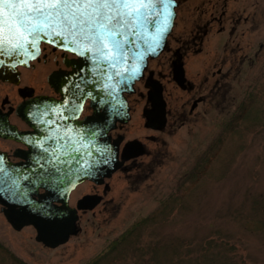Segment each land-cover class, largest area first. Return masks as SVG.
Masks as SVG:
<instances>
[{"label": "rangeland", "instance_id": "1", "mask_svg": "<svg viewBox=\"0 0 264 264\" xmlns=\"http://www.w3.org/2000/svg\"><path fill=\"white\" fill-rule=\"evenodd\" d=\"M175 1L167 48L147 60V70L163 87V129L142 127L134 106L125 136L140 139L146 152L107 180L102 202L79 213V231L67 241L43 245L32 227L15 229L0 212V245L23 264H83L144 217L134 237L103 264H264V64L263 74L248 81L264 63V22H252L251 29L249 22L241 23L234 35L216 33L210 23L203 35L217 0ZM258 8L247 5L246 13H259ZM238 40L252 45L251 51L258 42L263 49L251 53V67L243 63L233 81L213 91V65L222 47ZM184 41L192 43L182 58L191 91L175 85L170 74V51ZM135 89L132 101L145 94L141 82ZM22 263L0 249V264Z\"/></svg>", "mask_w": 264, "mask_h": 264}, {"label": "flooded vegetation", "instance_id": "2", "mask_svg": "<svg viewBox=\"0 0 264 264\" xmlns=\"http://www.w3.org/2000/svg\"><path fill=\"white\" fill-rule=\"evenodd\" d=\"M246 1L217 0L213 4V12L208 14L203 24V35L210 23L214 24L216 33L227 31L234 35L241 23L249 22L251 29L252 22H264V0H251L250 3ZM247 5H258L259 13L255 9L252 13H246ZM182 44L185 45L170 51L172 80L175 65L180 63L183 69L184 51L191 48L192 43L184 41ZM251 46L247 41L240 45L238 40L231 47H222L223 55L217 57L216 65H213L214 69L210 72V88L213 91L217 92L222 82L233 81L241 72L243 63L251 67L254 62L251 53L261 52L263 49L260 42L254 45L252 51ZM166 48L167 39L163 50ZM199 49L200 47L197 50ZM75 59L70 52L41 42L33 60L0 73V164L9 171L7 181L10 178L20 180V185L28 189L33 201L40 203L44 197H51L49 204L54 210L74 214L75 227L79 231V213L87 210L78 209L77 201L83 196L97 199L91 210L95 208L109 190L107 180L116 172L129 170L138 157V150H142L143 154L146 152L140 139L125 136L124 127L132 119L134 106L138 107L142 120L143 126H140L152 131L163 129L167 110L161 79L154 77L152 70H147L148 62L142 77L133 83L132 91L122 92L120 106L111 108L108 104L97 103V100H92L91 94L85 93L82 79L77 77L81 72ZM260 64L259 73L248 81H256L263 74L264 63ZM183 78L180 85L175 80L173 82L181 89L191 91L193 85L185 78L184 69ZM202 81H207V78L202 77ZM140 82L145 88V94L135 95L139 98L132 101L130 97L134 95L135 85ZM154 87L160 88L162 106L158 105L153 94ZM203 99L202 95L197 97V103ZM124 101L127 107L126 120L119 118ZM138 101L142 103L138 104ZM160 108H163V119L159 126ZM92 148L99 152L98 158L91 157ZM108 156H111L113 165L110 169L104 165ZM45 164L53 165L52 173L43 171ZM65 165L69 166L68 172L73 166H81L79 173L88 174L77 179L72 186H69V182H58L65 180L67 176ZM73 172L75 171L71 175H74ZM70 179L71 177L67 180ZM80 187H88V190L80 192ZM93 200H89V203ZM2 208L8 210V216L14 224L22 219L20 215L23 207L0 204V212L4 216ZM6 221L11 225L7 219ZM25 226L34 229L28 223L18 229Z\"/></svg>", "mask_w": 264, "mask_h": 264}, {"label": "water", "instance_id": "3", "mask_svg": "<svg viewBox=\"0 0 264 264\" xmlns=\"http://www.w3.org/2000/svg\"><path fill=\"white\" fill-rule=\"evenodd\" d=\"M176 4L175 0H171L168 10L171 11L172 17L169 20L167 29L162 35H160L158 45L154 44L152 35L155 33V28L157 26H162V24L148 26L147 35L140 40V46L136 49V52L143 53L142 60L130 58L127 63L121 61L116 69H112L106 64L101 63L94 51H88L87 49L89 46H86L81 42L73 43L71 37L66 35L56 36L54 34L37 33V43L34 46L32 44H26L25 47L14 51L10 49V45H5L3 47V50L0 51V73L13 70V68L19 65H26L29 61L35 58L39 51L40 43L44 42L55 48L68 51L76 57L75 61L80 66L79 70L81 72L77 77L82 79V87L85 90V93L92 95V100L95 99L97 100V103L108 104L111 108L116 105L120 106L122 92L128 93L132 91L133 83L139 80L143 75L147 60L149 58L157 57L164 49L167 36L174 23V9ZM163 18V15H161L159 19L163 21ZM151 47H154L155 51H151ZM137 64L139 66L138 71L133 73L131 69L136 67ZM124 69H127V71ZM118 70L121 72L120 75L115 74ZM109 76H111V79H109ZM173 77L179 85L181 81H184L183 70L180 63L175 65L173 69ZM153 94L156 97L158 105L162 106L163 101L160 97V88L154 87ZM159 110L161 115L159 117L160 126L163 119V108H160ZM119 116L120 119L123 118V120H126L127 107L125 101L123 102L122 114ZM141 152L142 150H138L136 154ZM98 154L99 152L96 149H91V157H93V159L95 157L98 158ZM104 165L109 169L112 168L111 156H108L107 163ZM65 167L67 169V176L64 178L65 180H58V182H69V186L74 185L77 179L88 174L79 173V170H82L81 166H73L72 170L69 172V166L65 165ZM53 168L52 164L43 165V171L45 173H52ZM0 169L3 170V182L0 183V204L9 207H23L22 214L20 215L22 219L16 224H14V222H12L13 220L8 216V210H5L4 208L1 209L12 227L18 229L23 224H31L35 230V239L47 246H54L65 242L68 235H74L78 231L74 223V214L54 210L49 204L51 197H44L43 201L40 203L33 201L29 196L28 189L20 185V180L10 178L7 181L9 171L6 170V167L3 164H0ZM72 171H75L73 172L74 175H71ZM69 177H71V179L67 180ZM52 182L54 184L55 180ZM89 200H93V198L83 196L77 201L76 207L78 209H90L97 203V199L90 203Z\"/></svg>", "mask_w": 264, "mask_h": 264}, {"label": "snow or ice", "instance_id": "4", "mask_svg": "<svg viewBox=\"0 0 264 264\" xmlns=\"http://www.w3.org/2000/svg\"><path fill=\"white\" fill-rule=\"evenodd\" d=\"M170 4L171 0H0V51L5 45L13 51L34 46L37 33L66 35L73 43L89 46L87 50L94 51L101 63L116 69L121 61L143 59L136 49L149 25L162 24L152 35L158 45L172 17ZM138 68L137 64L131 71ZM2 173L0 169V183Z\"/></svg>", "mask_w": 264, "mask_h": 264}, {"label": "trees", "instance_id": "5", "mask_svg": "<svg viewBox=\"0 0 264 264\" xmlns=\"http://www.w3.org/2000/svg\"><path fill=\"white\" fill-rule=\"evenodd\" d=\"M164 204H165L164 202H161L160 210L164 209V207H165ZM146 220H147V217L146 218L144 217L141 220H138L137 222L136 221L133 222L128 228H126L118 236L113 238L101 253L94 256L93 258H91L90 260H88L87 262H85L83 264H103L106 257L109 254L115 252V249L119 245H121L122 243L128 242V240H130L132 237H134V234L136 233L137 229L140 227L141 224L145 223ZM0 249H2L3 252L6 253L12 260H14L18 263H22L17 258H15V256H13L8 250H6L2 245H0Z\"/></svg>", "mask_w": 264, "mask_h": 264}, {"label": "bare ground", "instance_id": "6", "mask_svg": "<svg viewBox=\"0 0 264 264\" xmlns=\"http://www.w3.org/2000/svg\"><path fill=\"white\" fill-rule=\"evenodd\" d=\"M175 10V9H174Z\"/></svg>", "mask_w": 264, "mask_h": 264}]
</instances>
